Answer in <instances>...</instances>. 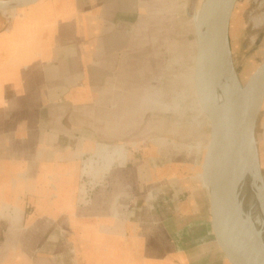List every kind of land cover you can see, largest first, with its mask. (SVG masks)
<instances>
[{"label":"crops","instance_id":"obj_1","mask_svg":"<svg viewBox=\"0 0 264 264\" xmlns=\"http://www.w3.org/2000/svg\"><path fill=\"white\" fill-rule=\"evenodd\" d=\"M162 2L35 0L0 11V264H164L190 218L179 234L192 235L196 264H225L196 180L180 204L174 177L148 160L125 153L108 189L74 204L71 150L133 135L153 49L144 27L176 8Z\"/></svg>","mask_w":264,"mask_h":264},{"label":"rangeland","instance_id":"obj_2","mask_svg":"<svg viewBox=\"0 0 264 264\" xmlns=\"http://www.w3.org/2000/svg\"><path fill=\"white\" fill-rule=\"evenodd\" d=\"M175 3V10L160 13L159 22L145 25V34L153 42L152 56L146 58L142 75V105L137 121L128 123L125 144L96 145L88 151L71 150L72 162L77 161L78 181L74 204L84 206L97 191L108 189L111 169L124 166L130 159L150 161L159 168L161 177H174L176 197L182 204L189 197L193 180L201 182V157L209 141V125L201 112L194 90V59L196 33L193 17L201 0H162ZM165 2V3H164ZM166 12V13H165ZM264 0H236L229 26V46L238 82L243 87L264 63ZM264 114L260 112L254 129L260 174L264 184ZM106 149V150H105ZM116 153L106 168L105 156ZM94 150L95 153H92ZM77 151V150H76ZM126 153V161L118 162ZM83 188V189H82ZM85 199L81 200L79 192ZM55 201L56 197H50ZM193 200V199H192ZM193 202V201H192ZM33 210L31 206L26 211ZM17 211V210H16ZM192 229V218L175 235L176 250L166 256L164 264H196L192 235L180 232Z\"/></svg>","mask_w":264,"mask_h":264},{"label":"water","instance_id":"obj_3","mask_svg":"<svg viewBox=\"0 0 264 264\" xmlns=\"http://www.w3.org/2000/svg\"><path fill=\"white\" fill-rule=\"evenodd\" d=\"M235 1L214 0L219 5V12L208 27L205 54L212 55L216 63H210L206 57L196 86L201 110L209 123V141L199 167L202 183L199 180L197 183L206 198L212 243L224 263L264 264V251L247 229L235 223L232 217L237 186L233 177L235 132L257 100L260 106L248 133L253 146L256 120L260 112L264 114V63L259 73L244 87L240 86L233 67L228 30ZM200 51L198 45V54ZM219 72L225 74L230 88L221 105H217L211 86L212 78Z\"/></svg>","mask_w":264,"mask_h":264},{"label":"bare ground","instance_id":"obj_4","mask_svg":"<svg viewBox=\"0 0 264 264\" xmlns=\"http://www.w3.org/2000/svg\"><path fill=\"white\" fill-rule=\"evenodd\" d=\"M33 1L35 0H11L0 2V11L4 13L7 10H12L17 7H25L26 4ZM218 6L219 5H217L214 0H201L199 11L195 17H193V27L196 33V56L194 59L193 77L196 97V86L200 82L199 73L201 66L205 60L207 61V58L210 63H216L212 55L207 56L205 54V46L208 27L211 20L218 15ZM234 7L235 3L233 5L230 20ZM263 20L264 17L261 21ZM198 45H200L201 50L199 54ZM259 71L260 69L248 79L246 84L249 83ZM211 86L214 90L217 105H221L227 99L230 89L225 74L223 72L215 74L211 80ZM256 101H254L253 105L249 108L245 120L235 132L233 177L235 178L237 186L232 206V217L235 223L247 229V232L251 234L260 248L264 251V184L260 174L257 149L255 148V144L251 146L248 138L250 127L260 106L259 102ZM204 117L207 119L205 115ZM121 150L123 149L113 150V154L110 157L108 155L105 156V159L108 161L106 168L110 166L116 153H120ZM92 153H95L94 150ZM85 196L86 192L83 195L79 192V197H82L81 200L85 199Z\"/></svg>","mask_w":264,"mask_h":264}]
</instances>
